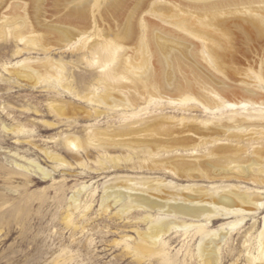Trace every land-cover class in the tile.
Returning <instances> with one entry per match:
<instances>
[{
  "label": "rangeland",
  "instance_id": "1",
  "mask_svg": "<svg viewBox=\"0 0 264 264\" xmlns=\"http://www.w3.org/2000/svg\"><path fill=\"white\" fill-rule=\"evenodd\" d=\"M42 1L0 0V264L264 263V29L249 20L264 2L224 6L225 31L212 17L217 25L191 32L154 10L163 0H133L158 25L76 36L64 34L74 2ZM171 1L197 20L192 3ZM104 39L118 45L112 58L94 51ZM180 156L198 157V169L169 168ZM186 195L208 211H176ZM229 196L240 212L227 214Z\"/></svg>",
  "mask_w": 264,
  "mask_h": 264
},
{
  "label": "bare ground",
  "instance_id": "2",
  "mask_svg": "<svg viewBox=\"0 0 264 264\" xmlns=\"http://www.w3.org/2000/svg\"><path fill=\"white\" fill-rule=\"evenodd\" d=\"M59 1H62V4L64 5V3L65 2H67V3H73L72 5V7H70L68 10H67V12L66 13H64V11H63V13H64V15H65V18L67 19V18H70V21L72 22L70 25H69V27H67V29H66V33H64L65 35H67V34H69V33H71V34H75L76 36H80V35H82V34H85V32H86V30H88V28H91L93 25H97L98 27H100V26H103L104 27V30H106L105 29V26L107 27V25H109V27H107L108 28V30L110 29L111 31L114 29V27H112L111 26V24L112 25H114V24H117V26H119L118 28H120L121 29V31L123 30V31H127L128 33H131L135 28H140L141 27V29H142V31L144 32V34L146 33V31H147V29L149 28V30L150 29H152L153 27H155L156 25H158V23L157 24H155L154 22H153V24H150V23H148V21L144 18V16H142L144 13H146V14H148V15H151L152 16V13L150 12V10H152V9H150V5H148V7L145 9V6H144V4H143V6H138V7H136V6H133L132 8H131V2L133 1V0H105L103 3H101V4H97L100 8H101V11H100V13L98 14V15H96L94 12H92V11H90V8L92 9V7H94V4H96L97 2H98V0H59ZM65 1V2H64ZM138 1V0H137ZM144 1V0H143ZM164 1V0H163ZM163 1L162 2H159V4H157L156 6H155V8H154V10L155 11H157V12H159V13H161L163 16H164V18L165 19H167V20H165L166 22H171L170 23V25L169 26H173V27H175L176 28V18L178 17V19H182L185 23H186V26L188 27V29H191V32L194 30V29H196L197 27H198V25H199V31H200V29L203 31V29H207L211 24H216L217 25V23L216 22H214V23H212V17H213V20L215 21V19H217V16L220 18V16H219V14H220V12L221 11H223L222 10V8L224 7V6H226V7H228L227 5H229V4H231V3H235L236 4V2L238 1V0H218V1H215V2H210V0H186L187 2H188V4L189 3H192V5H188L187 7H193L194 8V11L195 12H197V13H199V15H198V17H197V20H194L195 22H193V23H191V24H188V22L190 21V19L188 18V17H185L184 15H182V14H180V13H184V14H186L185 12H188V13H190V14H192L191 13V10H189L188 8H187V11H183L182 9H180L181 10V12H179L180 10H178V11H176V7H178V5L176 4L177 2H174V1H171V0H169L170 1V3H169V5H167V0H166V2H164L163 3ZM179 1V0H178ZM244 1V0H243ZM253 1H255L256 3L258 2L257 0H253ZM259 1H262V2H264V0H259ZM38 2V1H37ZM42 2H45V0L44 1H42ZM64 2V3H63ZM140 2V1H139ZM139 2H138V4H139ZM182 2V1H181ZM186 2V3H187ZM245 2V1H244ZM250 2H252V1H250ZM134 3V2H133ZM136 3V2H135ZM180 3V2H179ZM183 3V2H182ZM184 3H185V1H184ZM185 3V4H186ZM247 3V2H246ZM60 4V3H59ZM62 4H60L62 7H64ZM184 4V5H185ZM234 4V6H237V5H235ZM244 4V3H243ZM96 5V6H97ZM250 5V4H249ZM69 6V5H68ZM68 6H65L63 9H65L66 7H68ZM233 6V7H234ZM240 6V5H239ZM245 6V5H244ZM247 6H248V3H247ZM252 6V5H251ZM136 7V8H135ZM232 7V8H233ZM246 7V6H245ZM250 7V6H249ZM248 7V8H249ZM183 8V7H182ZM228 8H231V7H228ZM236 8V7H235ZM235 8H234V10H235ZM241 8H242V6H241ZM251 8H253V7H251ZM62 9V8H61ZM192 9V8H191ZM243 9H245V8H243ZM243 9H241V11L243 10ZM254 9V8H253ZM253 9H252V13H254L253 14V16L251 17V19L249 18V20H250V23H252L253 25H256L258 28H260V27H262L263 29H264V13H261V14H256L255 12H253ZM246 10H247V7H246ZM183 11V12H182ZM193 11V12H194ZM228 12H229V10H227ZM248 11V10H247ZM255 11V10H254ZM224 12V11H223ZM226 12V11H225ZM236 12V11H235ZM237 12H240V11H238L237 10ZM136 13H138V14H136ZM231 13H234V11L232 12L231 11ZM243 14H244V12H242ZM250 13H251V11H250ZM249 13V14H250ZM252 13H251V15H252ZM138 15V19H137V21H134V19H133V17L135 18V16L134 15ZM190 14H189V16H190ZM223 14V13H222ZM227 14V13H226ZM226 14L224 13V15L226 16ZM228 14H230V12L228 13ZM235 15H237L236 13H235ZM239 15V14H238ZM251 15H249V17L251 16ZM192 16V15H191ZM194 16H196V14H194ZM230 16H231V14H230ZM240 16V15H239ZM243 16V15H242ZM241 16V17H242ZM148 17V16H147ZM231 17H233V15L231 16ZM235 17V16H234ZM243 17H246V16H243ZM248 17V16H247ZM150 18V17H149ZM152 18V17H151ZM215 18V19H214ZM223 18H224V16H223ZM236 18V17H235ZM238 18H240V17H238L237 16V19ZM133 19V20H132ZM168 19H171V21H169ZM228 19V18H227ZM230 19V18H229ZM220 20H222V19H220ZM224 20V19H223ZM222 20V22H219L218 21V19L216 20V21H218V23L220 24H218L219 26H220V28H223V27H221V26H224L223 25V21ZM226 20V19H225ZM239 20V19H238ZM240 20H241V18H240ZM246 20H248V19H246ZM245 20V21H246ZM197 21V22H196ZM237 21V20H236ZM242 21V20H241ZM104 22H106V23H104ZM195 23H197L196 24V26H193V24H195ZM214 24V25H215ZM116 26V27H117ZM162 26V25H161ZM213 26V25H212ZM219 26H218V28H219ZM116 27H115V29L114 30H116ZM165 27V26H164ZM163 27V28H164ZM211 27V26H210ZM209 27V28H210ZM213 27H215V26H213ZM225 27V26H224ZM113 28V29H112ZM160 28V27H159ZM171 29V33H172V31H174L175 30V28H173L172 29V27H170ZM216 28H217V26H216ZM215 28V29H216ZM218 28H217V30H218ZM103 29V28H102ZM155 29V28H154ZM157 29V28H156ZM162 29V28H161ZM225 29L226 28H223V30L225 31ZM159 30V29H158ZM166 31H167V29H165ZM165 30H163L162 29V31H165ZM169 30V29H168ZM220 30V29H219ZM260 30H262V29H260ZM107 31V30H106ZM118 32L120 31L119 29L117 30ZM122 31V32H123ZM136 30H134L133 32H135ZM140 31V30H139ZM151 31H153V30H151ZM205 31V30H204ZM221 31V30H220ZM105 32V31H104ZM108 32V31H107ZM106 32V33H107ZM159 32V31H158ZM264 32V31H263ZM110 33V32H109ZM112 33H113V31H112ZM124 33H126V32H124ZM137 33V32H136ZM135 33V34H136ZM150 33V32H149ZM167 33V32H166ZM202 33V32H201ZM16 34H20V31H18ZM114 34L115 33H113V34H110V35H112V36H114ZM121 34V33H120ZM119 34V35H120ZM160 34V33H159ZM198 34H200V32L198 33ZM128 35V34H127ZM134 35V34H133ZM164 35V34H163ZM163 35H161V36H163ZM70 37H71V35H69ZM74 36V35H73ZM123 36H125L124 34H123ZM145 36H147V35H145ZM144 36V38H147V37H145ZM159 36V35H158ZM161 36H159L160 38H162ZM119 37H121V35L119 36ZM127 37V36H126ZM129 37H130V35H129ZM151 37V36H150ZM166 37H168V36H165V40H166ZM80 38V37H79ZM82 38V37H81ZM113 38V37H112ZM149 38V37H148ZM152 38V37H151ZM150 38V39H151ZM73 39V38H72ZM123 39V38H122ZM128 39V38H127ZM156 39V38H155ZM154 39V40H155ZM159 39V38H158ZM67 40V39H66ZM75 40V39H74ZM79 41H80V39H78ZM114 40H116V39H114ZM118 40V39H117ZM134 40V39H133ZM148 40V39H147ZM152 40V39H151ZM168 40V39H167ZM131 41V40H130ZM135 41H137V40H135ZM158 41H160V40H158ZM157 41V43L159 44L160 42H158ZM162 41V40H161ZM175 41V40H174ZM70 42V41H69ZM134 42V41H133ZM138 42V41H137ZM136 42V43H137ZM145 42H146V40H145ZM147 42H150V41H147ZM170 42V41H169ZM169 42H166V43H169ZM154 43V42H153ZM155 43H156V41H155ZM156 43V44H157ZM162 43H165V41H163ZM149 45V44H148ZM153 45V44H152ZM151 45V46H152ZM164 46L165 47V45H167V44H159V46ZM173 45V44H172ZM150 46V45H149ZM158 46V45H157ZM158 46V47H159ZM162 46H161V48H162ZM169 46V45H168ZM154 47V46H153ZM174 47V46H173ZM176 47V46H175ZM118 48V45H116V44H114L113 42H112V39L111 40H108V39H104L102 42H100L99 43V45H98V48L97 49H95L94 51H99V50H107V54H108V56L110 57V58H112L113 57V55H114V53H115V50ZM148 48V47H147ZM152 48V47H151ZM160 48V49H161ZM168 48V47H167ZM172 48V47H171ZM154 49H155V47H154ZM159 49V50H160ZM169 49V48H168ZM150 50V49H149ZM152 50V52L154 51L153 49H151ZM157 50V49H156ZM166 51V50H165ZM171 51H173L172 49H171ZM149 52V51H148ZM162 52H164L163 50H162ZM167 52H169V51H167ZM174 52V51H173ZM155 53V52H154ZM170 53V52H169ZM156 54H157V52H156ZM163 54H165V53H163ZM171 54V53H170ZM165 55H167V54H165ZM173 55V53L171 54V56ZM175 55V54H174ZM217 55V54H216ZM164 56V55H163ZM170 56V55H169ZM169 56H168V58H169ZM218 56V55H217ZM165 57H167V56H165ZM176 57V56H175ZM181 57V56H180ZM159 58V57H158ZM144 59V58H143ZM169 59H171V57L169 58ZM174 58H172V60H173ZM180 59V58H179ZM217 59H221L220 57H217ZM172 60H171V62H172ZM148 61V60H147ZM158 61V60H157ZM168 61V60H167ZM170 61V60H169ZM185 61V60H184ZM184 61H183V63H184ZM219 61V60H218ZM221 62H222V60H220ZM176 62H177V59H176ZM180 62V61H179ZM182 62V61H181ZM123 63V65L125 66V68H126V70L127 71H130V74H131V72H134V70H131L129 67H128V64H127V61H126V59L125 58H123V60H122V62H121V64ZM149 63V62H148ZM162 63V62H161ZM165 64V63H164ZM172 64H173V62H172ZM176 64V63H175ZM169 65H171V63L169 64ZM169 65L168 66H166L167 68H169ZM177 65V64H176ZM175 65V66H176ZM150 66V65H149ZM171 66H173V65H171ZM170 66V67H171ZM175 66H174V68H175ZM222 66H223V63H222ZM226 66V65H225ZM162 67V66H161ZM151 68V67H150ZM166 68V69H167ZM162 69V68H161ZM164 69V68H163ZM165 70V69H164ZM149 68H148V65H147V63H146V68H145V76L146 75H149ZM165 72V71H164ZM168 72V71H167ZM166 72V73H167ZM193 72V71H192ZM171 73V72H170ZM198 73V72H197ZM162 74H163V72H162ZM193 74H194V72H193ZM114 75L116 76V73H114ZM144 75H141V78L144 76ZM171 75H173V73L171 74ZM164 76V75H163ZM140 77V76H139ZM168 77V75L166 76V78ZM199 77V76H198ZM200 78V77H199ZM168 79V78H167ZM165 81H166V79H165ZM169 82H171L170 80H169ZM167 83H168V81H167ZM188 84V83H187ZM167 85V84H166ZM169 85H170V83H169ZM164 86H165V84H164ZM168 89V88H167ZM247 90H248V88H247ZM207 91V90H206ZM251 91V90H250ZM210 93V92H209ZM211 93H214V92H211ZM208 96H210L209 94L207 95V97ZM242 117H246V116H241V117H239L238 119H240V118H242ZM184 128V126L182 127V129ZM181 130V129H180ZM183 132H185V134H187L188 132H190L189 130H188V128H185L184 130H183ZM168 133V132H167ZM166 132H165V134H167ZM180 133H181V131H180ZM199 133V132H198ZM184 134V133H183ZM180 136V135H179ZM184 137V136H183ZM250 139H252V140H254V135H248L247 136V138H245V141L246 140H248V141H251ZM152 140V139H151ZM215 140H217V139H215ZM141 142H144L143 144L145 145V146H147L149 149L150 148H152V147H154L153 145H156V143L157 142H152V141H146V140H143V141H141ZM189 145V143H187L186 141H182V145ZM181 145V146H182ZM156 147V146H155ZM185 148V147H184ZM183 148V150L184 151H189V153L187 154V155H191V153H190V149L192 150V148H188V147H186L185 149ZM181 149V148H180ZM175 150V148L174 149H171V151H174ZM221 153H219V154H221V156H224V154H223V151H220ZM175 153V152H174ZM173 153V154H174ZM258 154H260V153H258ZM186 155V154H185ZM220 156V157H221ZM187 159H189V158H187ZM197 161H200V159L198 158V157H194L192 160H185V158H183L182 156H180V157H170V158H168L165 162L167 163V165H168V167L169 168H171V169H173L175 172H178V171H185V172H190V171H192V170H195V169H198V166H197ZM175 162V163H174ZM152 194V193H151ZM154 194V193H153ZM153 196V195H152ZM150 197V195H144V194H142V195H140V196H138V198H139V201L141 202H145L146 204H148V205H150V206H155L156 205V203H158V199H156V198H154V197ZM185 198V202H183V203H178L177 205H174V209L176 210V211H178V212H180V213H182V214H188V215H192V216H199V214L200 213H202V212H207L208 211V209L209 208H207L206 206H204V205H202V204H197L195 201H197L198 199V196L196 197V195L194 196H191V195H186V197H184ZM224 197L222 196L220 199H219V201H220V203L222 202V204L223 203H227V202H224L223 199ZM229 203H231L230 204V211H228L227 212V214H231V213H234V212H240L241 211V209L240 208H237V206H239L238 204H236V203H234L235 202V200H232V198H231V196H229ZM231 199V200H230ZM239 199H241V198H239ZM222 200V201H221ZM157 201V202H156ZM228 204V203H227ZM232 204H234V205H232ZM157 206V205H156ZM173 210V209H172ZM163 219V218H162ZM161 219V220H162ZM163 221H165V220H163ZM162 221V222H163ZM163 224V223H162ZM163 225H161V227H162ZM159 231H160V229H159V227H155V228H153V231H152V236H151V239H152V242H156V240H158V238H159V236H160V234H159ZM162 232V231H161ZM208 250V249H207ZM211 250H213V251H211V252H208L207 253V256L206 257H208V259H210L211 258V256H213L214 255V253H216V250H215V247H213ZM258 250H260V253H261V255H263L264 256V243L263 244H259V249ZM211 254V255H210ZM260 254H258V256H259ZM210 256V257H209ZM256 258H257V256L254 258V260H256ZM253 259V258H252ZM211 260V259H210ZM213 260V259H212ZM212 263V262H211ZM261 263V262H260ZM262 264H264V263H262Z\"/></svg>",
  "mask_w": 264,
  "mask_h": 264
}]
</instances>
